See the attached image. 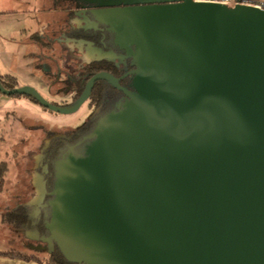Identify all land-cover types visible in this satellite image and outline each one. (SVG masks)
<instances>
[{
	"label": "water",
	"instance_id": "water-1",
	"mask_svg": "<svg viewBox=\"0 0 264 264\" xmlns=\"http://www.w3.org/2000/svg\"><path fill=\"white\" fill-rule=\"evenodd\" d=\"M89 1L107 7L91 13L128 60L130 91L61 151L49 193L34 185L44 233L27 238L67 264H264V11ZM0 94L63 115L88 95L57 108L30 87Z\"/></svg>",
	"mask_w": 264,
	"mask_h": 264
},
{
	"label": "flooded vegetation",
	"instance_id": "flooded-vegetation-1",
	"mask_svg": "<svg viewBox=\"0 0 264 264\" xmlns=\"http://www.w3.org/2000/svg\"><path fill=\"white\" fill-rule=\"evenodd\" d=\"M53 2L54 8L49 4L41 13L43 16L39 17L40 21H37V30L27 38L28 44L34 49L22 57H17L16 67L24 72L26 81L20 84L16 77L0 74V84L4 89L33 88L42 99L57 108L70 107L84 92L88 93L86 100L72 113L82 111L81 116L60 123L62 126H48L39 122L40 118H36L39 116L26 104L39 108L42 112L63 114L43 108L32 97L22 95L9 96L16 110H5V116L0 121V143L3 145L0 146V165L3 164L9 170L7 183L10 185L12 180L15 182L16 170L19 169L21 179L17 181L26 183L16 195L20 200H25L12 208L16 216L22 214L25 217L15 221L13 232H17L22 248L34 251H43L40 249L43 246L38 248L27 237H35V232L39 236L44 233L41 215L38 218L30 217L33 207L27 205L34 195V185L49 193L54 179V162L61 151L91 132L98 118L114 103L125 98L124 89L130 91L127 74L131 68L128 60L123 58L124 52L114 44L113 35L107 26L96 24L91 13L107 7L99 6V1L92 3L89 0ZM53 10L60 16L54 14L56 16L50 19L49 13ZM100 74L112 77L116 84L98 79L89 86L90 81ZM23 111L27 115L22 114ZM10 115L12 121L19 124L17 130L13 122H9ZM19 147L21 153L16 149ZM1 153L8 156L7 159L1 161ZM13 174L14 177L10 178ZM0 195L2 200H12L10 193ZM12 195L15 196L14 193ZM48 198L45 195L44 201ZM55 252L52 251L51 255L61 257Z\"/></svg>",
	"mask_w": 264,
	"mask_h": 264
},
{
	"label": "rangeland",
	"instance_id": "rangeland-1",
	"mask_svg": "<svg viewBox=\"0 0 264 264\" xmlns=\"http://www.w3.org/2000/svg\"><path fill=\"white\" fill-rule=\"evenodd\" d=\"M47 1L50 4V6L51 5H52V7L55 6L53 0H47ZM118 2H122V1H116L113 4H116ZM48 6L49 5H46V8H48ZM54 14H56V10H53V12L51 11L48 17L51 19L52 17H54L56 15L58 17L60 16V14H58V12H57L56 15H54ZM15 24H17L16 19H15V21H14V19L13 20L3 19V18L0 19V63L2 64V65H0V74L1 75H3V74L12 75V76H14V77H16L18 79L20 84H22V83H24L26 81L24 72L21 69H18L16 67V65L11 62L9 56L4 54L7 51L5 45L8 43L9 39L13 38V37L14 38H19L20 37L18 35V33H17V30L12 29V27ZM1 28H2V30L3 29L4 30L2 31ZM9 28H11V29H9ZM11 101H12V99L9 98L8 96H0V121L3 120L2 118H4V116H5V114H4L6 112L5 110L9 109L7 111H10V112H12L13 110L14 111L16 110L14 108V105H13V103ZM26 105L29 106L33 110L32 112H34V114L36 116H39V117H36V118L42 119V120L39 119V122L46 123L48 126H52V125L62 126V124H60V123H64V122L71 121L73 119H77L82 114V111H80V112H78L76 114L67 115V116L63 115L62 116V115L49 113V112H46V111L42 112L39 108H35V107L33 108V106H30L29 104H26ZM22 114H26L27 115V113L24 112V111L22 112ZM9 122L10 123L13 122L11 115L9 116ZM13 126L16 127V130H17L18 127H19L18 122H13ZM4 138L6 139L5 136H4ZM3 142H4V140H3ZM1 144L2 143H0V146L2 147L3 145H1ZM5 149H6V147L4 146V150ZM16 149L19 151V153H21V147L16 148ZM7 157L8 156H4V153H1V161L7 159ZM16 172H17V179L15 180V182L20 178L21 169L16 170ZM12 177H14V174L10 178H12ZM15 182H14V180L11 181V183L17 184ZM17 187H20V186L18 185ZM11 203H12V200L9 199L8 201H6V203H2L0 208L2 209L4 206L10 205ZM3 213H4L3 210H1V214H0V226H1V229H0V232H1L0 233V249H3V247H6V243H8L10 245H13L14 248H16L18 250L22 249V246L19 244L20 243L19 239L17 238V236H18L17 232L16 233L13 232V228H14L13 226L14 225H11V223H10V221H11L10 216L5 214V213L3 214ZM5 221H6V223L4 224ZM34 244L38 248H39V246H41V247L43 246L42 248H40V249L43 250L41 252H46L44 244H40V242L39 243L38 242L37 243L34 242ZM52 251L53 252L54 251L57 252L56 249H53ZM42 254L46 255L47 252L46 253H42Z\"/></svg>",
	"mask_w": 264,
	"mask_h": 264
},
{
	"label": "crops",
	"instance_id": "crops-1",
	"mask_svg": "<svg viewBox=\"0 0 264 264\" xmlns=\"http://www.w3.org/2000/svg\"><path fill=\"white\" fill-rule=\"evenodd\" d=\"M0 19H9L17 21L12 29L17 30L19 38H10L5 45L7 51L5 55L10 57V60L15 65L17 57L24 56L31 52L34 47L28 44L27 38L37 30L38 19L43 16L41 13L46 10V5H49L47 0H0ZM247 4H256L264 2V0H244ZM9 4V5H8ZM50 14V13H49ZM40 21V19H39ZM3 27V26H2ZM11 29V28H9ZM2 30V28H1ZM4 30V29H3ZM2 30V31H3ZM0 65H2L0 63ZM0 195V207L6 200H2ZM1 214V208H0ZM1 229V226H0ZM1 233V232H0ZM18 253L26 256H33L37 260H43L38 254L30 248L16 249L13 245L6 243V247L0 249V253ZM0 264H38L35 259H26L20 256L0 255Z\"/></svg>",
	"mask_w": 264,
	"mask_h": 264
},
{
	"label": "trees",
	"instance_id": "trees-1",
	"mask_svg": "<svg viewBox=\"0 0 264 264\" xmlns=\"http://www.w3.org/2000/svg\"><path fill=\"white\" fill-rule=\"evenodd\" d=\"M1 95V94H0ZM8 169L3 167V164L0 165V194H3V193H10L11 194V199H12V203L10 205H6L4 206L1 210H3V212L7 215L10 216V223L11 225H14L15 221L17 219H20V218H23L25 216L22 217V214L21 215H18L16 216V213H14L12 211V208H14L16 206V204H20L23 200L25 199H22L20 200L19 197H17V192H20V190L22 191V185H26L25 182H19V181H16L15 183H17L20 187H17L18 185L17 184H14V183H11L10 185L7 183V175H8ZM16 188L15 192L13 191V189ZM15 194V196H13L12 194ZM3 213V214H4ZM6 223V221L4 222V224ZM33 252H35L36 254H38V256H41V258L43 260H37L36 258H34L33 256H26V255H22V254H18V253H13V252H9V253H0V255H13V256H20V257H23V258H26V259H35L38 264H67L65 262H63V260L61 259V257H59L58 255L57 256H54V255H51L49 253H47L46 255L42 254V253H46V252H41L39 250H36ZM43 255V256H42Z\"/></svg>",
	"mask_w": 264,
	"mask_h": 264
},
{
	"label": "built area",
	"instance_id": "built-area-1",
	"mask_svg": "<svg viewBox=\"0 0 264 264\" xmlns=\"http://www.w3.org/2000/svg\"><path fill=\"white\" fill-rule=\"evenodd\" d=\"M198 2H212V3H220V4H224L227 6H234V5H249V6H253L255 8H258L260 10L264 11V2H259L256 4H247L244 0H195Z\"/></svg>",
	"mask_w": 264,
	"mask_h": 264
}]
</instances>
